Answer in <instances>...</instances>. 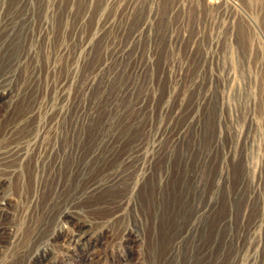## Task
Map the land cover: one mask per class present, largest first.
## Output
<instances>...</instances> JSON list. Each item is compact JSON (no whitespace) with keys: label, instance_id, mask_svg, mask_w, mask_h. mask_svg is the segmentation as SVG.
<instances>
[{"label":"rangeland","instance_id":"374dc122","mask_svg":"<svg viewBox=\"0 0 264 264\" xmlns=\"http://www.w3.org/2000/svg\"><path fill=\"white\" fill-rule=\"evenodd\" d=\"M0 264H264V0H0Z\"/></svg>","mask_w":264,"mask_h":264},{"label":"bare ground","instance_id":"6f19581e","mask_svg":"<svg viewBox=\"0 0 264 264\" xmlns=\"http://www.w3.org/2000/svg\"><path fill=\"white\" fill-rule=\"evenodd\" d=\"M209 2H211L212 0H208ZM81 235H85L86 234V232H82V233H80ZM134 241V240H133Z\"/></svg>","mask_w":264,"mask_h":264}]
</instances>
